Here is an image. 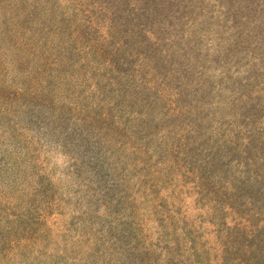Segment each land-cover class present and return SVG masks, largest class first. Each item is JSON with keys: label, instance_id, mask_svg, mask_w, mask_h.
<instances>
[{"label": "rangeland", "instance_id": "rangeland-1", "mask_svg": "<svg viewBox=\"0 0 264 264\" xmlns=\"http://www.w3.org/2000/svg\"><path fill=\"white\" fill-rule=\"evenodd\" d=\"M0 264H264V0H0Z\"/></svg>", "mask_w": 264, "mask_h": 264}]
</instances>
